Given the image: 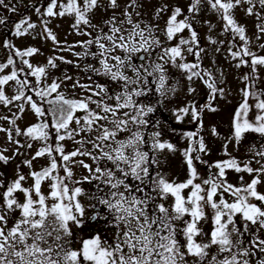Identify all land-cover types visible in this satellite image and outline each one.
<instances>
[{
    "label": "snow or ice",
    "instance_id": "snow-or-ice-1",
    "mask_svg": "<svg viewBox=\"0 0 264 264\" xmlns=\"http://www.w3.org/2000/svg\"><path fill=\"white\" fill-rule=\"evenodd\" d=\"M205 4L223 22L221 35L231 36L228 54L235 67L250 69L242 77V100L223 146L228 159L212 164L204 159L211 150L199 134L201 115L205 110L216 113L212 101L226 95L211 71L201 67L206 49L194 21ZM244 5L245 15L261 18L264 0H189L186 9L165 2L147 19L144 0H45L43 11L35 8L43 38L71 51L78 61H90L74 67L92 83L82 84L66 71L63 79L48 83L49 69L58 68L57 61L74 62L56 56L36 66L28 58L37 48L21 50L10 40L3 42L10 55L0 63V105L18 111L11 119L0 116L11 125L0 127V133L14 146L11 155L8 148L0 149V168L17 157L24 159L16 163L13 178L0 171V264H264V143H253L252 158L246 161L227 151L229 143L238 147L248 134L264 139L259 75L264 55L250 50L246 28L235 17V9ZM0 6L7 7L5 0ZM100 11L103 15L95 22ZM57 17H71L76 34L88 38L61 47L48 27ZM6 23L0 18V25ZM36 27L24 16L14 22L12 35L21 38ZM214 27L209 24V32ZM257 30L264 34V26L257 25ZM207 39L219 52L223 41ZM259 47L264 50V44ZM171 69L190 85L199 80L208 89L203 105L192 101L173 110L177 123L190 117L198 124L197 131L182 134L190 142L183 150L163 140L161 132L153 130L159 122L150 119L156 105L177 92L169 79ZM65 81H73V89L85 95H66L61 91ZM196 92V87L187 88L189 95ZM150 94L161 99L152 102ZM26 110L37 122L22 129L17 121ZM211 134L219 135L215 127ZM64 141L77 147L66 151ZM36 142L40 146L29 158ZM177 152L183 157L182 180L163 170L166 155ZM44 157L47 164L37 169L34 161ZM77 166L87 175L74 179ZM229 171L246 173L251 180L245 183L240 176L239 184H233ZM84 183L93 185L90 191L80 186Z\"/></svg>",
    "mask_w": 264,
    "mask_h": 264
},
{
    "label": "rangeland",
    "instance_id": "rangeland-1",
    "mask_svg": "<svg viewBox=\"0 0 264 264\" xmlns=\"http://www.w3.org/2000/svg\"><path fill=\"white\" fill-rule=\"evenodd\" d=\"M9 2V4L12 3V0H5V3ZM123 3L124 0H121ZM170 3V4H178L181 5H188L189 0H144L145 7L142 9V11H145L149 14V17L151 16V11H154L155 8H157L161 3ZM10 6V5H8ZM39 6L41 11H43V8L40 5V0H22V13H24V16L30 17V22L35 23L37 27L33 30H30L31 34L26 35L21 38H17L13 36L14 46L16 48L25 49L27 47H37L39 52L38 55L41 59H39L41 62L46 63L47 60L50 57H56V56H63L66 60H71L74 63L73 64H65L61 63L60 61H57L58 68L60 69V73H62V76L59 77L60 79H63V76L65 74V71L68 75L73 76L74 78H79L80 82L82 84H90L92 83L89 81L86 77V74L80 71L78 68L74 67V64L80 63L81 65L89 63L90 61H78L77 58L72 54L71 51H62L60 47H57L53 44V42L49 39L43 38L41 35L42 33V23L41 18L38 16V14L35 12V7ZM247 7V5H244L240 8L235 9V17L237 21L243 25L246 28V34L250 40V50L254 53H259L261 55H264V50H261L259 45L264 44V34L258 33L257 25L264 26V12L261 13V18H257L256 16H248L245 15L244 9ZM185 9V7H183ZM1 11V10H0ZM28 12V13H27ZM4 12H0V17L3 16ZM6 13V11H5ZM110 14V13H109ZM145 15V17L148 16ZM103 15V12L100 11L96 17V21L98 22L100 19V16ZM167 17H165L166 19ZM44 19H48L45 17ZM161 21L160 23H162ZM207 22V23H206ZM73 19L71 17H64V18H54L51 19L48 27L54 32L56 35L58 41H60L61 47H67L69 45H76L78 41L86 40L88 37L85 36H79L76 34V32L72 28ZM209 24L214 25L215 27L211 32H209ZM194 26L196 30L199 33L200 37V43L201 46L206 49V53L204 54L203 62H202V69L205 71H211L213 76L216 79V83L219 87H223L225 89V95L226 98H220L219 96L212 101L213 105L216 106L219 110L216 113H211L209 111H204L201 115V119L203 121V128L199 129V134L202 136L208 145V148L211 150L210 154L208 156H205L204 159L207 160L210 164L215 163L219 160H225L227 156H225L224 153V144L227 142V138L231 135V121L232 116L234 114L235 109L239 106V103L242 100V95L240 90L244 87V84L242 82V77L245 73L249 72L250 69L247 67H241L236 68L235 64L236 61L231 60V57L229 56V46L230 43H232V39L230 34H224L221 35L222 29H223V22L218 17L217 13L211 12L208 10L207 5H204L203 10L197 17V21H194ZM187 35V33H185ZM260 35V39H256V37ZM208 36H212L214 39L218 41H223L222 45H219L220 51L216 52L215 48L218 45H211L209 44V41L207 39ZM236 43H240L238 38L235 41ZM78 48H73V51H79ZM235 50V49H233ZM6 58V53L4 52L2 48V43H0V63H2ZM247 59V58H246ZM189 61L194 62V58L192 56H188ZM34 63H37V59L34 58ZM9 71V69L7 70ZM49 73L58 75V71L53 70L51 72V69L49 70ZM50 74V75H51ZM261 80H260V86L264 87V69L260 70L259 73ZM54 79L53 76L49 77L48 83L51 82V80ZM95 79V77H93ZM170 82L177 85V92L172 95L170 94V98L164 99L161 103L164 104V101L169 105L168 107L171 109H177L179 107H183L186 103L194 101L197 105H200L201 102L204 101V98L208 95V89L206 86L199 80L195 82V84L190 85V82L186 81L183 78V75L179 73L176 69H171V75L169 77ZM223 81V83H221ZM73 81H65L63 86L66 91L65 94L69 95L70 97H79L82 95H85V93L82 92L81 89L76 88L73 89L72 87ZM155 86V85H154ZM189 86L196 87L197 92L193 93L192 95H189L187 93V88ZM8 91V94H11ZM155 97H158V95H155ZM161 99V98H160ZM164 108V106L162 105ZM173 110H170L169 114L173 118L175 124H181L183 125L182 128L186 131H190L193 128H196V131L198 130V124L192 122L190 117H185L184 121L182 123H177L176 118L173 115ZM15 111H9L7 114V117L9 119L12 118V113ZM159 113V112H158ZM34 113L31 110H26L23 114V117L21 120L17 121V124L23 129L26 126L31 125L34 123ZM197 125V126H196ZM10 124L6 120H0V127L9 128ZM215 127L217 132L219 133L218 136H213L211 134V129ZM167 126L160 123L158 128H155L153 130L160 131L162 134V139L170 141L171 143L175 144L178 149H185L189 146V141L183 137V133L178 136V133H168ZM173 130V129H172ZM261 140L260 137L257 136ZM255 136L253 135H247V138L244 139L241 144L237 147L235 146L234 142L228 144L227 151L231 153L232 156L236 157L238 160H249L251 159V153L249 152V148L252 145V143H256L259 140H256ZM54 141V140H53ZM65 145L66 151H72L74 150L77 145H75L72 141H64L62 142ZM8 148L9 152L8 155H11V151L13 149V145L9 144L6 140L5 133H0V149L2 148ZM36 150V147L33 148L32 153L30 155L34 154ZM77 159H83L86 163L91 164V160H89L87 157H78ZM47 157L41 158L38 161H34V164L37 169L41 165L47 164ZM183 157L180 155L179 152L172 154L168 153L166 155V160L163 166V170L169 175L170 178L179 177V179L185 178V170L182 165ZM253 167H257L256 164L253 163ZM5 173V176L9 174L8 170H2ZM200 171L203 175H207L208 171L204 166H201ZM212 172H215V168L211 169ZM233 172V171H232ZM26 174V173H25ZM87 175L86 170L80 167H76L74 169V179H80L82 176ZM244 177V182L247 183L251 180V176H249L246 173H231L230 177H228L229 181L233 184H239V177ZM95 182H93V185ZM93 185H89L87 183H84L82 186L85 191H90ZM261 191H264V188L260 189ZM85 203L87 202L86 197L81 198Z\"/></svg>",
    "mask_w": 264,
    "mask_h": 264
},
{
    "label": "trees",
    "instance_id": "trees-1",
    "mask_svg": "<svg viewBox=\"0 0 264 264\" xmlns=\"http://www.w3.org/2000/svg\"><path fill=\"white\" fill-rule=\"evenodd\" d=\"M187 6L188 5H186L185 4V9L187 8ZM36 8V7H35ZM28 13V12H27ZM24 13H22V17H24ZM3 17V19L5 18V19H8V21L10 20V19H12V18H10L11 16H7V15H3L2 16ZM12 17H15V18H13V22L11 23V22H7L5 25H0V43H2V48H3V50H4V52L6 53V58H5V60L2 62V63H4V62H6V60H7V58H8V56L10 55V52H9V50L8 49H6V48H4L3 47V42L5 41V40H10L13 44H14V41H13V35H12V30H13V24H14V22H16L17 21V18H18V14L16 15V16H12ZM37 48V47H36ZM20 49V48H19ZM38 49V48H37ZM22 50H24V49H22ZM34 58H36L37 59V63H34ZM15 59H17V61L19 60V58H15ZM28 59H30V62L31 63H33L34 65H36V66H45L46 64H47V62L46 63H44V62H41L39 59H41L40 58V56L38 55V53L36 54V55H34L33 57H31V58H28ZM25 67V71H27V68H26V66H24ZM11 70V68L9 69V71ZM50 70V69H49ZM53 70H55V71H58L59 73H58V75H55V74H51L50 76H53V78L54 79H57V78H59V77H61L62 76V73H60V69H51V72L53 71ZM30 80H32V81H34V77H28ZM10 89L11 88H9L8 89V91L10 92ZM61 91H66L65 89H64V86L62 85V88H61ZM29 94H31V93H29ZM10 95H12V90H11V94ZM69 96V95H68ZM34 100H36L37 102H38V104L39 103H41L40 101H39V99L38 98H36L35 96H34ZM208 100V95L204 98V101L203 102H201V104L200 105H203L206 101ZM17 104H19V103H21V102H16ZM44 107H47V105H43ZM11 107V111H15V112H17L18 111V109L15 107V106H10ZM10 110H9V107H4V106H2V105H0V116H7V114H8V112H9ZM203 114V113H202ZM34 118H35V121H34V123H32V124H35L36 122H37V117L35 116V114H34ZM175 125V124H174ZM178 126V125H177ZM9 127H11V125L9 126ZM179 127V126H178ZM180 129L182 130L183 128L182 127H180ZM18 139H21V141L23 142V138H18ZM53 140H55V136H54V134H53ZM40 146V144H39V142H36V143H34V147H39ZM33 147V148H34ZM32 151H33V149H31V150H29L28 151V155H29V158H30V153H32ZM22 159H24V157H17V160H16V162H14V163H11L7 168H0V171H2V170H8L9 171V174L7 175V178L8 179H11V178H13L14 177V175H15V167H16V163H19ZM21 170L24 172V173H26L27 174V172H28V169L27 168H24L23 166H22V168H21ZM31 181H29V183H30Z\"/></svg>",
    "mask_w": 264,
    "mask_h": 264
},
{
    "label": "flooded vegetation",
    "instance_id": "flooded-vegetation-1",
    "mask_svg": "<svg viewBox=\"0 0 264 264\" xmlns=\"http://www.w3.org/2000/svg\"><path fill=\"white\" fill-rule=\"evenodd\" d=\"M5 4L7 5V7L0 6V10H1L0 12H4L3 15L11 16L10 18H12V19H10L9 21H8V19H5V18L4 19L7 22H11L12 23L14 21L13 18H15V17H12V16H16L18 14L17 21H19L21 19V17H22V0H12L11 4H9V2H6ZM44 4H45V0H40V5L42 7H44ZM8 5H10V6H8ZM172 5H174V4H172ZM179 6L181 7V5H179ZM37 7H39V6H37ZM183 7H185V5H182V8ZM11 8H15V11H10L9 9H11ZM5 11H6V13H5ZM153 12L154 11H151L150 15H152ZM147 14L148 13L145 12V15H147ZM148 17H149V14L145 18L147 19ZM0 18L3 19L2 16ZM161 26H163V22L161 23ZM95 79H99V78L95 77ZM152 87H153V89L155 88L154 85ZM150 99H151L152 102H155L157 100H160V97L158 98V97H155V95H151L150 94ZM162 105L164 106V108L162 107ZM162 105H161V103L156 105L158 110L150 117V119H152L153 122H157L158 121L159 124L162 123V124L166 125L168 127L167 128V130L169 131L168 133H175V131H176V133H178V136H179V135H181V133L188 132V131H186L184 129H182V130L180 129V127H182L183 125L174 123L173 118L169 114L170 110H173V109L169 108L168 107L169 105H167V103L165 101H164V104H162ZM172 129H175V131H173ZM190 131H196V128H193V130L191 129ZM248 135H253V136H255V138H257L256 134H248ZM256 140H259L257 142L258 144L264 143V139H262V138H261V140L259 138H257ZM226 159H228V157ZM231 173H235V172L229 171L227 173L228 177H230Z\"/></svg>",
    "mask_w": 264,
    "mask_h": 264
}]
</instances>
